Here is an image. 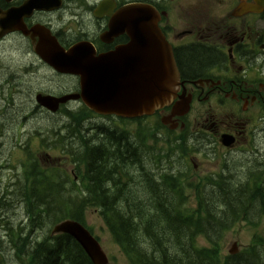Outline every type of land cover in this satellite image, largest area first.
Masks as SVG:
<instances>
[{"label": "trees", "instance_id": "16d2710c", "mask_svg": "<svg viewBox=\"0 0 264 264\" xmlns=\"http://www.w3.org/2000/svg\"><path fill=\"white\" fill-rule=\"evenodd\" d=\"M83 108L79 114L63 110L70 120L65 130L78 147L68 148L63 139L62 155L74 164L80 184L64 167L56 172L30 160L28 180L19 183L18 194L24 195L19 207L32 225L30 232L8 227L6 243L20 260L13 264H94L71 235L51 232L67 218L93 231L89 210L98 211L126 264H264V165L238 170L242 179L231 175L233 169L227 176L197 177L193 165L186 162L189 167L183 168L182 161L178 168L173 162L175 153L185 159L193 152L189 126L176 136L167 128L165 152L145 118L133 128L124 119V126L91 129L85 121L92 113ZM162 126L158 122L154 130ZM5 207L0 201V215ZM242 222L254 230L252 243L236 255H224L227 233ZM34 225L50 229L32 240ZM1 238L0 233V243ZM0 264L8 263L2 258Z\"/></svg>", "mask_w": 264, "mask_h": 264}, {"label": "flooded vegetation", "instance_id": "af4514ba", "mask_svg": "<svg viewBox=\"0 0 264 264\" xmlns=\"http://www.w3.org/2000/svg\"><path fill=\"white\" fill-rule=\"evenodd\" d=\"M131 4L150 6L157 18L164 46L172 51L180 73V87L171 95L169 105L158 110L155 115L159 118L168 116L173 105L182 100L180 96L191 99L192 105L206 104L212 100L219 105L227 103L231 107L235 106V109L225 111L231 114L229 120L221 117L212 121L209 127L215 128L214 132L211 130L213 137H217L216 141L222 144L224 134L231 136L232 147L222 144L223 149L234 151L246 144V126L253 121L250 109L260 107L258 114H262L261 106H264V7L258 6L259 10H253L255 0H0V25L7 24L5 33L1 32L0 27V61L9 55L14 62V53H19L25 60L23 68L27 73L28 67L37 66L44 73V69H47L55 75L68 76L76 85L64 93L44 92L40 91V86L37 87L34 94L37 103L33 114L46 109L39 104V96L44 101V95L61 97L67 93H81L79 76L64 74L42 60L36 52L37 49L45 48L52 54L55 49L53 55H57L55 52L58 49L52 38L65 50L77 45L83 46L86 56L84 60H87V56L95 60L96 57L122 49L120 59L111 65H124L128 68L138 66L141 69L136 59L141 53V44L130 51V33L125 30L115 33L111 28V22L118 12ZM18 26H24L25 32L13 30ZM158 63L159 66L155 67L159 71H169L167 61L160 60ZM148 68L152 69L153 66ZM4 71V68H0V74ZM29 92L30 89L23 90L20 85L15 86L12 75L0 77V182L6 180V172L12 166V159L6 156L9 151L16 148L18 152L27 153L22 150L24 145L20 141L14 142L13 116L19 119L17 130H21L30 115L22 113L25 101L22 99V102L15 103V95H29ZM73 99L68 101L66 107L85 104L81 96ZM14 107L18 115L13 113ZM60 108L62 103L56 108V113L61 116L62 113L58 111ZM92 118L105 120L107 126H121L119 122L124 120L114 114L94 111ZM183 119L177 118V121L183 122ZM21 164L22 180L26 183L28 157H22ZM13 178L10 175L9 182ZM19 181L14 185L18 187Z\"/></svg>", "mask_w": 264, "mask_h": 264}, {"label": "rangeland", "instance_id": "374dc122", "mask_svg": "<svg viewBox=\"0 0 264 264\" xmlns=\"http://www.w3.org/2000/svg\"><path fill=\"white\" fill-rule=\"evenodd\" d=\"M182 2L183 0H179ZM21 46V45H19ZM14 46V48L19 47ZM13 59L10 58L9 55H6L3 60L0 61V68H4V72L0 74L2 78L5 74L9 77L10 75L13 76V82L15 86L20 85L23 90L30 89L29 95H15V103L22 102V99L25 101L23 112L22 113H29V119L27 122L23 124V128L21 130H17V126L19 124V119L13 116V129L14 135L20 136L19 140L24 145L22 150L31 149L35 151L34 156H30L34 159L38 158V162L41 165L47 164L49 167L54 165V157L58 154L60 155L62 144L58 146V140L60 139L59 134V125L63 123V117L56 112L46 111V109H40L38 113L33 114V110L36 107L35 101V91L37 87L40 86V91L44 92H55V93H64L68 89L74 88L76 85H73V79L68 78V76H59L55 75L54 73L48 71L47 69L45 73L43 71H39L37 66L30 68L28 67V73L24 70L23 64L25 60L22 58L21 54L14 53ZM11 63L12 66H9ZM9 67H11L9 69ZM19 91V90H18ZM70 110L68 107L60 108V112L63 114L62 110ZM230 109H235V106H230L227 103L224 104H217L215 100H212L210 103H196L193 104L192 110L189 115L186 116V124L190 126V132L196 131V136L191 137L190 143L193 144L196 140L199 143H203L202 146H199V150L195 152L193 158L196 160L197 164V171L196 176L198 177H207L209 174L218 172L220 168L218 167V161H222L227 155L230 157V163L233 170L231 175L242 179V174L238 173V170L242 168L248 167L250 165L253 166L254 170L257 169V165H264V120L258 117L257 114L259 113L260 109L255 107L251 110L253 121L248 127V137L250 138V145L246 146V149H242V151H234L228 152L227 150L223 149L221 145H217V147L210 141L211 134L213 132L209 129L205 130L204 132L197 133V130L200 128H206V126H210L212 121L220 119L221 117L226 118L229 120L231 114L229 112L225 113ZM13 113L18 115V111L16 107L13 109ZM33 114V115H32ZM249 115V114H248ZM95 122L103 123V119H94ZM137 122V121H136ZM160 118H149L146 120L145 123L148 124L147 127L150 128L152 131H156L155 136H158L160 141L157 142L158 147L160 150L167 152L168 145L165 144V141L168 139V132L165 128H157L154 130V127L158 125ZM250 123V122H249ZM121 126H124L122 122H119ZM128 127H135V124H139L138 122L131 121L126 123ZM188 128V127H187ZM212 129V128H211ZM178 134L180 128L177 129ZM177 131L175 136L178 135ZM17 139H14L16 142ZM70 141V138H66L64 140V144ZM150 143H153L151 138L149 139ZM179 142L177 139L176 142L172 143V146H175ZM204 142L207 144L204 146ZM75 145V144H74ZM78 147V145H75ZM198 146V145H196ZM61 148V149H60ZM19 149H12L6 156H9L11 159L13 158V164L19 165ZM205 152H204V151ZM21 152V151H19ZM26 154L25 151H22ZM32 153V152H31ZM29 155V154H28ZM31 155V154H30ZM34 155V154H32ZM233 155V158H232ZM215 156L217 157L215 159ZM10 159V160H11ZM58 159V158H57ZM56 159V160H57ZM62 162L66 160V158L62 155L61 156ZM183 161L184 166L183 168H188L189 166L186 164L184 157L182 154L175 153L173 155V162L175 167L182 168L181 162ZM56 162V161H55ZM222 165V164H221ZM68 168L72 169V165L69 163ZM264 168V166H263ZM1 193V192H0ZM6 208V207H5ZM8 213L10 215V219L13 223L18 224L22 220V217L25 213V210L20 207H14L13 209L6 210L4 214ZM3 219H1V224ZM88 224L91 225L95 231V234L99 236L101 242L103 243V249L106 251L107 255L109 256L110 263L109 264H126V258L122 254L119 247L114 244L112 241L111 235L109 234L108 230L104 226L102 219L100 218L97 211L89 210L87 216ZM253 232L254 230L250 228L246 223H242L240 225L234 226L233 230L230 231L226 235V239L224 241V249L223 252L228 254L229 249L233 242H239L241 247H245L246 245H250L253 240ZM3 233V231H1ZM48 233V228L44 229H37L33 235L37 238L44 236ZM7 237H5L2 242L0 243V258H6L9 264H13L15 261H19L15 255V252L11 251L8 248L6 243ZM115 257V259H112ZM28 259V258H27Z\"/></svg>", "mask_w": 264, "mask_h": 264}, {"label": "water", "instance_id": "95a60500", "mask_svg": "<svg viewBox=\"0 0 264 264\" xmlns=\"http://www.w3.org/2000/svg\"><path fill=\"white\" fill-rule=\"evenodd\" d=\"M157 18L150 6L145 4H131L120 10L112 22L115 33L128 31L132 42L130 51L141 44V53L136 57L141 69L114 65L119 60L122 49L116 53L96 57L95 60L83 53L82 46L66 52L57 50L53 55L44 48L39 55L56 69L76 74L80 77L81 93L69 94L61 98L48 96L46 103L55 110L59 103L69 99L83 98L86 105L100 114H114L122 117H140L151 115L157 109L168 105L170 97L179 87V72L174 63L172 51L164 46L163 36L158 29ZM168 62L169 71H159V61ZM114 67L111 68L108 66ZM120 66V67H116ZM149 66H153L149 69ZM168 102V103H167ZM190 100L177 102L173 106L172 115L163 117L165 124L176 128L178 123L172 120L175 115L183 116L189 112ZM183 126V125H182ZM55 232H66L74 236L86 249L95 264H106L108 259L98 241L80 223L67 220L55 226ZM238 244L231 249L237 252Z\"/></svg>", "mask_w": 264, "mask_h": 264}, {"label": "bare ground", "instance_id": "6f19581e", "mask_svg": "<svg viewBox=\"0 0 264 264\" xmlns=\"http://www.w3.org/2000/svg\"><path fill=\"white\" fill-rule=\"evenodd\" d=\"M16 207H19V204H17V206ZM24 215H26L25 213H24Z\"/></svg>", "mask_w": 264, "mask_h": 264}]
</instances>
